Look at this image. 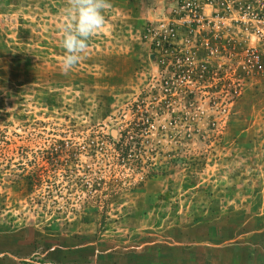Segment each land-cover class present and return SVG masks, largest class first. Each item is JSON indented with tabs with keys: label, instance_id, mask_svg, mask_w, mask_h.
<instances>
[{
	"label": "rangeland",
	"instance_id": "obj_1",
	"mask_svg": "<svg viewBox=\"0 0 264 264\" xmlns=\"http://www.w3.org/2000/svg\"><path fill=\"white\" fill-rule=\"evenodd\" d=\"M109 2L64 74L68 0H0V264H264L261 0Z\"/></svg>",
	"mask_w": 264,
	"mask_h": 264
},
{
	"label": "clouds",
	"instance_id": "obj_2",
	"mask_svg": "<svg viewBox=\"0 0 264 264\" xmlns=\"http://www.w3.org/2000/svg\"><path fill=\"white\" fill-rule=\"evenodd\" d=\"M70 22L63 27L61 47L65 55L61 61L68 74L88 48V41L104 26V11L111 7L109 0H68Z\"/></svg>",
	"mask_w": 264,
	"mask_h": 264
},
{
	"label": "trees",
	"instance_id": "obj_3",
	"mask_svg": "<svg viewBox=\"0 0 264 264\" xmlns=\"http://www.w3.org/2000/svg\"><path fill=\"white\" fill-rule=\"evenodd\" d=\"M163 40H166L165 38H163ZM162 38H160L159 42L163 41ZM163 44L166 45V42L163 41ZM179 59H183V57L179 56ZM180 65V64H179ZM182 67V66H180ZM140 107V104H139ZM142 108V107H141ZM135 112V115L137 118H139V120H137L136 123V128H135V124H133L134 126L130 127V130L135 134V132H137V135L142 134V132L146 131V128L148 127L147 123L150 121V119L148 118V114L146 112V110H140V108L137 110V104L134 103V106L132 108ZM130 130L125 129L124 131H122L121 136L122 138L120 139V141L116 144V150L118 151L119 157L123 159H126L127 161H132L134 162L135 159L133 158V143L136 142L138 143L139 137L135 140L131 139L133 138V135H130V139L128 137V135L130 134ZM140 131V133H139ZM136 147V146H135Z\"/></svg>",
	"mask_w": 264,
	"mask_h": 264
},
{
	"label": "built area",
	"instance_id": "obj_4",
	"mask_svg": "<svg viewBox=\"0 0 264 264\" xmlns=\"http://www.w3.org/2000/svg\"><path fill=\"white\" fill-rule=\"evenodd\" d=\"M261 7L263 8V14H264V0H261ZM264 16V15H263ZM262 66L259 64V68H261Z\"/></svg>",
	"mask_w": 264,
	"mask_h": 264
}]
</instances>
